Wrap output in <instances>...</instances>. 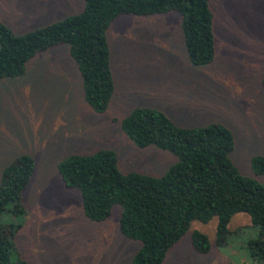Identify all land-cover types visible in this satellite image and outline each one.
<instances>
[{
	"label": "rangeland",
	"instance_id": "374dc122",
	"mask_svg": "<svg viewBox=\"0 0 264 264\" xmlns=\"http://www.w3.org/2000/svg\"><path fill=\"white\" fill-rule=\"evenodd\" d=\"M215 56L193 66L175 14L118 16L107 30L114 93L108 109L93 112L85 102L81 76L62 45L31 59L24 75L0 80V180L19 156L35 170L22 193L24 213L11 207L2 223L19 224L15 253L28 264H131L140 243L119 231L121 207L102 222L87 220L80 192L61 179L58 164L72 155L116 153L124 173L164 175L173 154L135 147L121 120L139 107L166 114L182 128L213 123L234 136L231 160L239 172L264 185L251 168L264 157V0H210ZM83 0H0V21L16 36L77 15ZM217 219L191 222L163 264H257L247 242L257 235L249 215L236 214L226 245L216 244ZM205 235L210 249L197 253L191 235Z\"/></svg>",
	"mask_w": 264,
	"mask_h": 264
},
{
	"label": "trees",
	"instance_id": "16d2710c",
	"mask_svg": "<svg viewBox=\"0 0 264 264\" xmlns=\"http://www.w3.org/2000/svg\"><path fill=\"white\" fill-rule=\"evenodd\" d=\"M83 1L81 13L20 36L0 21V80L24 75L36 55L67 45L82 79L86 104L93 112L104 113L114 93L107 30L122 15L177 14L189 62L205 66L213 61L210 0ZM121 129L135 147L167 151L176 163L160 177L124 174L115 152L99 150L69 156L57 170L67 188L80 192L87 220L102 222L114 206L121 207L120 233L141 245L131 264H163L193 221L208 223L216 218V244L224 246L230 235L228 225L240 213L249 215L257 228L247 250L257 264H264V185L242 175L233 164L235 141L228 128L213 123L186 129L161 111L139 107L121 120ZM251 168L255 175H264V157H254ZM34 170L33 159L22 155L2 172L0 264H28L14 255V239L21 226L2 223L1 217L8 207L13 214L24 213L22 193ZM191 245L199 254L210 249L207 237L198 232L192 233Z\"/></svg>",
	"mask_w": 264,
	"mask_h": 264
},
{
	"label": "crops",
	"instance_id": "0c3cea01",
	"mask_svg": "<svg viewBox=\"0 0 264 264\" xmlns=\"http://www.w3.org/2000/svg\"><path fill=\"white\" fill-rule=\"evenodd\" d=\"M53 23V22H52Z\"/></svg>",
	"mask_w": 264,
	"mask_h": 264
}]
</instances>
